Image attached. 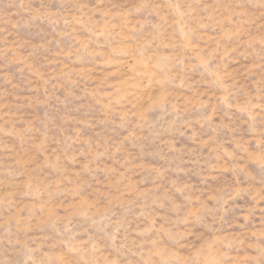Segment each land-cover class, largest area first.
Here are the masks:
<instances>
[{"label":"rangeland","instance_id":"obj_1","mask_svg":"<svg viewBox=\"0 0 264 264\" xmlns=\"http://www.w3.org/2000/svg\"><path fill=\"white\" fill-rule=\"evenodd\" d=\"M0 264H264V0H0Z\"/></svg>","mask_w":264,"mask_h":264}]
</instances>
